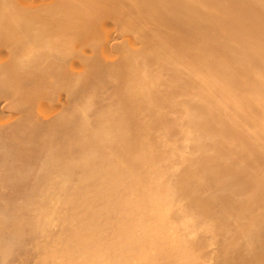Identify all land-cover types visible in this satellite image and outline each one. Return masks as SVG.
Instances as JSON below:
<instances>
[{
    "label": "bare ground",
    "instance_id": "bare-ground-1",
    "mask_svg": "<svg viewBox=\"0 0 264 264\" xmlns=\"http://www.w3.org/2000/svg\"><path fill=\"white\" fill-rule=\"evenodd\" d=\"M263 4L51 0L28 11L0 0L1 259L201 264L183 235L210 218L231 236L223 250L244 246L246 264H264V16H225ZM109 19L142 45L116 62L101 37ZM151 62L172 65L169 78L125 82ZM65 96L74 103L61 115ZM178 109L195 157L175 173L160 167L167 142L150 136L174 135Z\"/></svg>",
    "mask_w": 264,
    "mask_h": 264
},
{
    "label": "rangeland",
    "instance_id": "rangeland-1",
    "mask_svg": "<svg viewBox=\"0 0 264 264\" xmlns=\"http://www.w3.org/2000/svg\"><path fill=\"white\" fill-rule=\"evenodd\" d=\"M50 1L51 0H29V1H25V0H14V3L17 6H20L23 9L29 11V10H36V9L38 10V9H40L41 6H43L44 4H48ZM238 8H241V7L238 6ZM252 8H254V9L256 8V10L259 9V11L262 10V12L261 13H257V14H242V13H240V14H232V15L229 14V15H225V16H264V4L263 5H256V6H253ZM107 20L105 19L104 21H107ZM111 21L112 20H110V22H106L107 23V26L105 27L106 29L101 32V37H105V38L108 37L107 38V40H108L107 41L108 42L107 43L108 44L107 45V50H108L107 52L109 54H111V55H114L115 59L112 56L113 57V61L115 60L114 62H116V60L120 61V59L122 57L124 58L127 55L128 51H130V52L131 51H137V50H139L141 48L142 45H141V41H139L140 40L139 38L135 39V37H136L135 35H132L131 34L132 36H135V37H132L131 35H129L130 34L129 33L130 31L129 30H126V29H128V28H126V26L120 25L118 23L120 25V27H118L119 25L116 26L114 24V21H112L113 23ZM123 26L125 27L124 28L125 30L122 28ZM126 31H128L129 34ZM136 42L137 43L140 42V45H138L139 43L136 44ZM77 45L79 46V47L77 46L78 49L79 48H82V49L84 48L83 47L84 45H81V44H77ZM78 49H76V50H78ZM83 52H84V55H86V56L88 54H90L88 52V50L86 49V47L83 49ZM92 55L93 54H91V56ZM88 57H89V55H88ZM119 57H121V58H119ZM139 67L140 66H134V67L129 68L127 71H125V73L123 74V79L125 80V82L131 83V82H134V81L139 80L140 78H142L147 73H152V74H156L157 73L158 74L159 72L161 73V76H162L163 80H166L170 76V72H171L172 65H170L166 69H162V67L158 63L151 62L146 68H142V67L139 68ZM80 70L81 71L82 70L84 71L83 68H81ZM77 72L80 73L79 71H77ZM113 88H114V84H112V85H110L108 87V89H109L108 91L111 92V90ZM68 99H69V97L68 96H65V98H64L65 101L63 100L64 101L63 102L64 103L63 105H65V106L64 107H61L60 111L58 112V113H61V115L62 114H67L66 112H69L70 108H72V105H73L74 102L71 101L70 99L69 100ZM68 102L69 103L71 102V106H70V104H68ZM7 104H9V103L8 102H5V111L6 112H8V110H9V107L7 108V106H8ZM68 105L70 106L69 108H68ZM62 112H65V113H62ZM170 115H171V118L179 126V130L176 133L174 132L175 133V134L173 133L174 135L171 134L169 136H167L168 134H166V132L163 131V130H155V131H153V133L151 134L150 137L153 138V140H156V141H159V142H163V140H165L167 142V148H166L167 149V152H168V154L172 155V157L170 158V160H168L169 162L164 161V163L161 164L160 167L162 165H164L162 167H164V169H167L168 166H170L168 169H172V170H174V172L177 171L179 173V172H181L183 170V168L185 166V165L183 166V164H184V161H185L186 157L187 156L190 157L193 154V153H191L192 152V149H193V143H192L193 141L191 140L192 136L186 131V128H185L186 125H187L186 124L187 123L186 122L187 121V114H186V112L184 110L178 109L177 111L175 110V111L171 112ZM19 117H20L19 115L13 116L11 122L18 121L19 120ZM190 153H191V155H190ZM193 155L195 157V154H193ZM194 157H192V158H194ZM172 170H170V171H172ZM4 189H6L5 192H8V194H10V192H11L10 189H9L10 191L7 189V187L4 188ZM209 219L210 218L202 219L201 224L203 223V221L205 222V220H207L206 221L207 223L209 221L213 222L212 223V227L213 228H215V226L216 227L217 226H220V225H217V224L214 225L215 222L212 221V219H210V220ZM213 220H215V219H213ZM215 221H217V220H215ZM211 222L208 223V226L206 225L207 223H203V224L206 225L205 226V225L202 224L205 227H203L200 224L199 226H202L203 229L204 230L206 229V230L204 231V230H202V227H200L201 229L197 230L198 232L197 231H196V233L192 232V233L195 234L193 236L191 235L190 232L188 234H185L186 236L183 235L184 233H187L188 232L187 230H185L187 232H184V230H182V232H181V230L179 231V233L181 232L180 235H183L187 239H188V236L190 235V237H189L188 240L191 239L190 242L192 244L193 249L195 250V251L194 250L193 251L195 253V257L198 260V262L201 263V264H246V261H248L250 259L249 258L250 255L249 254L247 255L248 252L243 253L244 250L241 249V248H243L244 246L243 247H240V249L243 250V252H240L241 251L240 249L235 250V252H234V249L233 250L231 249V251L229 249L227 251L226 250H223L230 243L231 236L229 235L230 236L229 237L226 233H225L226 234L225 235L224 232L222 230H220V229L219 230L222 231L223 233L220 232L219 230L212 231L213 229L211 230L210 229L211 227L209 226V225H211ZM217 223H218V221H217ZM196 229H198V227ZM215 230H216V228H215ZM218 234H220V235H218ZM219 236H221V237H219ZM226 236H228V237H226ZM200 238H201V240H200ZM223 247H225V248H223ZM225 251H226V253H225ZM236 251H239V253H241V254L238 256V252H236ZM230 253L233 254L232 256L234 258L231 256ZM230 256L232 258H230ZM243 256H245L246 258L248 257L249 259L247 258L248 259L247 260L246 258H244L246 261L245 260H242ZM0 264H6L1 259V257H0Z\"/></svg>",
    "mask_w": 264,
    "mask_h": 264
}]
</instances>
